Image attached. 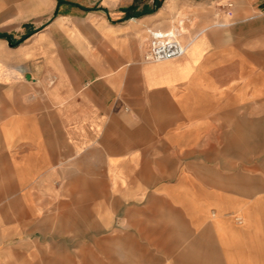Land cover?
Segmentation results:
<instances>
[{
  "label": "crops",
  "instance_id": "1",
  "mask_svg": "<svg viewBox=\"0 0 264 264\" xmlns=\"http://www.w3.org/2000/svg\"><path fill=\"white\" fill-rule=\"evenodd\" d=\"M215 1L50 0L0 28V264H264V161L205 34L222 24L144 58L148 30Z\"/></svg>",
  "mask_w": 264,
  "mask_h": 264
},
{
  "label": "rangeland",
  "instance_id": "2",
  "mask_svg": "<svg viewBox=\"0 0 264 264\" xmlns=\"http://www.w3.org/2000/svg\"><path fill=\"white\" fill-rule=\"evenodd\" d=\"M50 0H0V28L20 18L25 10H37L47 7ZM251 0H217L202 10L193 8L181 10L173 20L159 27L162 31H175L182 34L178 39L188 43L207 26L215 23L222 26L212 27L205 33L208 35L210 47L221 52V82L216 87L223 96H237L238 111L253 121V134H242L241 117H238L237 141L253 144V155L249 158L256 166L264 161L262 144L264 135V10L256 6L251 8ZM35 6V8L33 7ZM7 22V23H6ZM213 92V93H216ZM241 101V102H240ZM239 115V116H240ZM245 131V128H243ZM256 168V167H255ZM80 225V224H79ZM76 232H63V239H71ZM84 233L78 231L77 239L84 243ZM82 235V236H81ZM75 236V235H74ZM45 232L31 234V239L43 240ZM83 249V248H79ZM37 251L38 247L31 248ZM14 264H29L15 262ZM80 264V263H79Z\"/></svg>",
  "mask_w": 264,
  "mask_h": 264
},
{
  "label": "built area",
  "instance_id": "3",
  "mask_svg": "<svg viewBox=\"0 0 264 264\" xmlns=\"http://www.w3.org/2000/svg\"><path fill=\"white\" fill-rule=\"evenodd\" d=\"M144 58L147 62H162L183 57L186 45L178 39L175 31L150 29L145 38ZM53 82V81H52Z\"/></svg>",
  "mask_w": 264,
  "mask_h": 264
},
{
  "label": "bare ground",
  "instance_id": "4",
  "mask_svg": "<svg viewBox=\"0 0 264 264\" xmlns=\"http://www.w3.org/2000/svg\"><path fill=\"white\" fill-rule=\"evenodd\" d=\"M186 48H187V46H186ZM186 53H187V50H186ZM185 55H186V54H185ZM185 55H184V56H185Z\"/></svg>",
  "mask_w": 264,
  "mask_h": 264
}]
</instances>
